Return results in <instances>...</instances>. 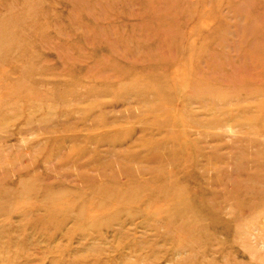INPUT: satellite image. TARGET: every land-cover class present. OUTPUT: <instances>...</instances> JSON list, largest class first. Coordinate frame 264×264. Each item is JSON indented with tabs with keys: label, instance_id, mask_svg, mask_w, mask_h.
I'll use <instances>...</instances> for the list:
<instances>
[{
	"label": "rangeland",
	"instance_id": "obj_1",
	"mask_svg": "<svg viewBox=\"0 0 264 264\" xmlns=\"http://www.w3.org/2000/svg\"><path fill=\"white\" fill-rule=\"evenodd\" d=\"M0 264H264V0H0Z\"/></svg>",
	"mask_w": 264,
	"mask_h": 264
}]
</instances>
